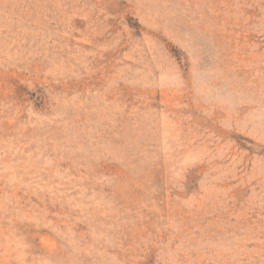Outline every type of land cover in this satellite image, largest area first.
Instances as JSON below:
<instances>
[{"label":"rangeland","instance_id":"374dc122","mask_svg":"<svg viewBox=\"0 0 264 264\" xmlns=\"http://www.w3.org/2000/svg\"><path fill=\"white\" fill-rule=\"evenodd\" d=\"M0 264H264V0H0Z\"/></svg>","mask_w":264,"mask_h":264}]
</instances>
